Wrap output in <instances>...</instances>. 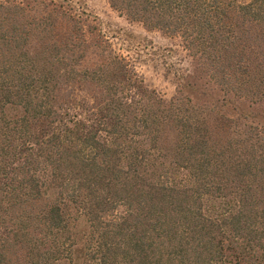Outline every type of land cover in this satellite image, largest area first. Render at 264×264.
I'll return each instance as SVG.
<instances>
[{
    "label": "trees",
    "instance_id": "16d2710c",
    "mask_svg": "<svg viewBox=\"0 0 264 264\" xmlns=\"http://www.w3.org/2000/svg\"><path fill=\"white\" fill-rule=\"evenodd\" d=\"M264 102V0H107ZM0 0V264H264V127L166 100L62 4Z\"/></svg>",
    "mask_w": 264,
    "mask_h": 264
},
{
    "label": "rangeland",
    "instance_id": "374dc122",
    "mask_svg": "<svg viewBox=\"0 0 264 264\" xmlns=\"http://www.w3.org/2000/svg\"><path fill=\"white\" fill-rule=\"evenodd\" d=\"M25 1L70 8L93 29L92 34H87L89 41L102 40L108 50L124 59L147 88L162 98L169 100L182 95L200 105L217 104L229 116L248 117L264 127V102L253 104L222 92L198 71L195 58L189 55L179 37L148 30L128 20L111 8L107 0Z\"/></svg>",
    "mask_w": 264,
    "mask_h": 264
}]
</instances>
